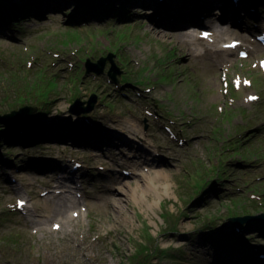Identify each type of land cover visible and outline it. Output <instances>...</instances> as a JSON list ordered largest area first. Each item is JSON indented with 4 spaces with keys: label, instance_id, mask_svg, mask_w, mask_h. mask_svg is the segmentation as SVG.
Wrapping results in <instances>:
<instances>
[{
    "label": "rangeland",
    "instance_id": "obj_1",
    "mask_svg": "<svg viewBox=\"0 0 264 264\" xmlns=\"http://www.w3.org/2000/svg\"><path fill=\"white\" fill-rule=\"evenodd\" d=\"M71 1L42 0L38 15L0 25V114L39 106L20 128H45L26 141L12 132L17 127L0 126V264H264L257 252L264 221L237 225L227 217L237 205L264 207V48L245 55L238 48L226 61L190 53L181 36L155 30L175 22L163 13L181 0H149L164 10L158 21L136 0L91 2L88 10L90 3ZM262 1H254L258 12ZM189 16L177 26L194 30ZM257 20L245 17V27ZM262 33L245 37L257 43ZM110 54L103 72L86 73L88 60ZM112 60L117 80L108 74ZM91 94L98 97L91 112L70 111L75 98ZM110 133L159 151L154 168L163 167L171 184L168 193L146 195L159 200L154 210L129 201L118 181L122 173L136 184V164L151 163L99 142ZM63 166L76 168L79 181L58 185ZM60 192L82 200L68 210L78 217L62 223L48 216V196L57 201ZM115 196L125 198L126 221Z\"/></svg>",
    "mask_w": 264,
    "mask_h": 264
},
{
    "label": "bare ground",
    "instance_id": "obj_2",
    "mask_svg": "<svg viewBox=\"0 0 264 264\" xmlns=\"http://www.w3.org/2000/svg\"><path fill=\"white\" fill-rule=\"evenodd\" d=\"M66 1L68 3L73 2L71 0H66ZM133 1L135 0H132L131 2ZM167 1L170 2L169 0H160L159 3L166 4ZM254 1L252 2L250 0H181L182 4H180L181 2L176 1L171 4L170 12L167 13L165 11V13L167 14L163 13L164 16L166 15L165 22L169 24L172 23L173 21L175 22H173L172 25H168V26L164 25V27H166L167 29L159 30L158 28L161 26L157 25V27L155 26V30L161 31L164 34L181 36L184 40L182 42L185 43L186 45H189V52L199 57H203L209 54L215 56L214 59L217 58L219 61H226L230 58V55H234L236 53L238 48H241L242 51H247L249 53L258 52L264 48V43L260 41L254 43L246 39V37L247 38L250 37L246 34V32L249 31L251 33V32L259 31L260 29L264 30V13H263L264 11L259 10L260 12H258V10L255 9L256 5L254 4ZM136 2L141 3V5L144 4L147 16H150L152 14L153 17L156 18L155 21H158L157 19L158 10L161 13L164 12V10L163 11L160 10L159 5H158L159 8L158 9L157 5L153 6L149 0H144L143 2L142 0H136ZM247 2H250L251 4H248ZM261 3L262 5H264L263 4L264 0ZM61 10H65V9H61ZM217 10L220 11L219 14ZM66 12H70V11H67L66 9ZM186 14H189L190 16ZM250 15H252L254 19L256 20L258 19L257 21L259 22L253 23V25L250 27H245L246 25H248L246 23L248 21H245V17L249 18ZM185 16L192 17L195 19V21H197L196 23L197 26L193 28L194 30L188 29L190 27L187 28L183 27V25L185 24H181L177 26L176 19L184 18ZM223 25L227 27H224ZM233 25L238 28H245V29L243 30L241 29L242 31L240 32H235L231 29V26L233 27ZM172 26L173 27L176 26V27L172 28L171 29L172 31L170 29L168 30V27H172ZM200 38L204 40V43L199 41ZM235 39H238L239 41L234 42L233 40ZM250 98L253 99L255 97H253V95H246L244 99L250 100ZM116 135L110 133V137H108L109 135L104 134L99 142L101 143L103 141H106L103 143L113 144V146H115V148H117L118 150L121 149L122 147H125L129 150L127 151L128 153L134 150L137 153H140L141 159L144 160L143 162H146V164L148 163L147 165H150L151 163V167H153L151 169H148L145 166L140 167L141 162H139V166L138 164H136V166L134 167L136 170L133 169V171L139 174V176H141V181L138 179L136 184L131 183V181L129 180L124 181L123 179L125 177H122L123 175L121 173L118 178V181H121L123 185H120L119 189L123 192H127L126 196L128 197L129 201L134 200L138 202V204H140L142 208L154 210L155 206L159 203V200L156 199L153 201H148L146 195H148L149 191L150 193H155L161 188H163V190H165L166 193H168L169 192L168 188H170V184H171L169 181V174L165 169H163V167H160L158 169L154 168L155 167L154 161L158 160L157 156H161L159 154V151L157 152L154 150V153H152V150H149L144 143L141 142L137 143L136 140H134L135 139L134 137L132 139V136L125 137L118 134ZM108 139L109 141L110 140L111 141L109 142ZM129 156L131 155L129 154ZM122 163L125 165L128 164L127 159L123 160ZM61 168L62 171L59 172V176L58 174H56L55 176V178H57L55 180L59 182L58 185L65 186L63 182L64 180H69V181L71 180L75 183L79 181V176L76 177L77 172L74 171V169L76 168L73 167L71 168L69 166H63ZM60 178H65V179L61 180ZM48 181L50 183V180ZM124 185L128 186L127 191H125ZM65 191L71 192V190H67V189H65ZM60 193L54 196V197L59 196L60 199L57 200L58 202L55 199L50 198L48 196V199L54 202V207L51 211L52 213L49 214L48 216L51 219L55 217L56 219H58L61 216L58 220L59 222L62 223L66 220L68 221L74 217H78L77 215H79V213L77 215H75L74 213L69 214L68 210L69 208H71V206L73 207L74 204L79 203L82 200L72 198L68 194L64 196H60L62 195V193L61 194ZM123 199L125 198L115 196L113 199L114 201L112 203L115 205L114 207H116L117 211L120 213V215H117L118 218L123 215L122 220L126 221L128 216L124 215L126 213L124 211L126 208L124 206ZM72 243H74V241L69 240L67 242V245L68 244L71 245ZM75 246H77L80 253H83L85 251V246H83L82 243L81 244L76 243ZM64 248H66V246Z\"/></svg>",
    "mask_w": 264,
    "mask_h": 264
},
{
    "label": "water",
    "instance_id": "obj_3",
    "mask_svg": "<svg viewBox=\"0 0 264 264\" xmlns=\"http://www.w3.org/2000/svg\"><path fill=\"white\" fill-rule=\"evenodd\" d=\"M107 59H112V55L110 54L107 57H102L98 62H92L88 60L86 63V73H91L93 71L96 73L103 72ZM120 71V68L112 60V65L108 71L109 76L117 80V75L120 73ZM97 100L98 97L96 94H91L87 100H82L79 97L75 98L70 106V111L77 115L91 112L95 108ZM15 106L16 107L11 108L9 112L0 114V126L3 123L9 126L17 127L27 120L33 119L36 111L39 108V106H30L27 104ZM229 213L231 214H229L227 217L231 222L237 225L254 220L264 221V207L259 203L252 204L251 207L237 205L234 206ZM223 219H226V216L223 217Z\"/></svg>",
    "mask_w": 264,
    "mask_h": 264
},
{
    "label": "trees",
    "instance_id": "obj_4",
    "mask_svg": "<svg viewBox=\"0 0 264 264\" xmlns=\"http://www.w3.org/2000/svg\"><path fill=\"white\" fill-rule=\"evenodd\" d=\"M80 1L77 0L76 2H80ZM82 1L84 3L85 2L90 3L87 7L84 8V10H88L90 7H94L91 4V2L99 3L102 0H82ZM108 1H112V0H108ZM41 2H42V0H0V25H2L3 22H5V20H12L11 23H16L17 20H20V18L22 16H24L25 13H27L28 15H34V14L38 15L39 13L42 12V9H40V6H37L36 4L41 3ZM35 5L37 7L36 11H34ZM98 6H100V5H98ZM101 8H103V7L100 6V8H98V9H101ZM42 99H44V98H42ZM44 102L46 104H48L47 100H45ZM44 111L46 112V109ZM35 122H37V120H35ZM48 128H50V127H48ZM42 129H43V131H45V128H42ZM26 130H28V131H26ZM26 130L21 129L19 126L15 129H12V132L16 136H23L24 138H28L26 141H30V139H34V137L37 136L38 133L43 134V131L40 130V128H38V127L34 128V129L29 128ZM47 135H45L44 137L48 138ZM10 139H12V138H10ZM240 206H242V205H240Z\"/></svg>",
    "mask_w": 264,
    "mask_h": 264
},
{
    "label": "snow or ice",
    "instance_id": "obj_5",
    "mask_svg": "<svg viewBox=\"0 0 264 264\" xmlns=\"http://www.w3.org/2000/svg\"><path fill=\"white\" fill-rule=\"evenodd\" d=\"M22 203V202H21Z\"/></svg>",
    "mask_w": 264,
    "mask_h": 264
}]
</instances>
